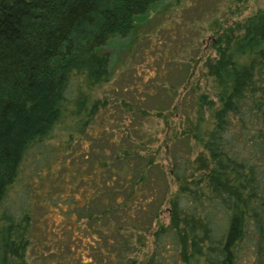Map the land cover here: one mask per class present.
I'll return each mask as SVG.
<instances>
[{"label": "trees", "instance_id": "trees-1", "mask_svg": "<svg viewBox=\"0 0 264 264\" xmlns=\"http://www.w3.org/2000/svg\"><path fill=\"white\" fill-rule=\"evenodd\" d=\"M157 1L0 0V264H138L147 243L142 264H264V0L214 20L203 66L215 92L188 89L187 74L168 105L193 113L178 131L159 91L150 111L110 112L96 93L105 45ZM50 205L51 228L36 214Z\"/></svg>", "mask_w": 264, "mask_h": 264}, {"label": "rangeland", "instance_id": "rangeland-1", "mask_svg": "<svg viewBox=\"0 0 264 264\" xmlns=\"http://www.w3.org/2000/svg\"><path fill=\"white\" fill-rule=\"evenodd\" d=\"M262 4L263 0H158L137 21L129 35L114 36L105 45L110 56L109 80L98 88L97 95L109 99L110 112L120 106L125 110L127 101L135 102L150 111L156 102L154 92L159 91L163 98L160 113L167 114L169 128L181 130L186 122L183 120L185 117L180 115L188 113V117H191L193 113L188 112L189 109H178L176 113H170L168 105L175 101L173 93L185 90L182 87L187 74H192L188 89L204 91L210 96L215 92L212 78L205 73L203 66L204 58L214 53L211 45L214 38L213 28L218 26L214 20L220 17L221 21L241 19ZM181 101L190 103L187 95L181 96ZM130 113L132 112L128 116L132 119ZM124 114L123 112L122 115ZM122 122H125L124 119ZM112 124L113 131L119 130L115 123L111 122L109 125ZM150 127L149 131L159 137L166 129L161 116L155 118ZM66 137L65 131L56 129L50 141L60 143ZM193 141L191 138L192 156L203 149L199 143ZM64 145L74 153V139ZM162 162H166L165 158H162ZM58 166L59 163L55 161L53 168ZM50 209L44 214L43 208L36 209V214L49 222V228L59 225L62 217L56 207L50 205ZM161 220H168L165 210L161 214ZM149 249L147 243L137 253L138 264H142Z\"/></svg>", "mask_w": 264, "mask_h": 264}]
</instances>
